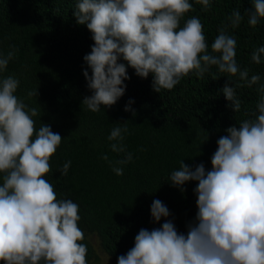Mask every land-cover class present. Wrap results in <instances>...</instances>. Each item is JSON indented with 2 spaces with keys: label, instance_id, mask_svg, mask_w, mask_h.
Listing matches in <instances>:
<instances>
[{
  "label": "clouds",
  "instance_id": "1",
  "mask_svg": "<svg viewBox=\"0 0 264 264\" xmlns=\"http://www.w3.org/2000/svg\"><path fill=\"white\" fill-rule=\"evenodd\" d=\"M207 11L210 0H196ZM189 0H77L73 15L92 33L94 45L84 61L91 69L83 72L93 91L83 104L92 112L101 105L112 106L124 95L129 79L123 58L137 76H153L155 92L171 90L181 78L195 70L198 77L210 67L220 73L237 76L248 87L259 85L254 119H246L225 131L217 141L211 158L212 168L203 163L192 170L180 162L170 175L173 186L197 181L195 220L187 225V234L178 233L172 220L159 228L141 229L134 247L117 258V264H264V84L261 76L241 70L236 61L237 40L228 28L240 25L243 16L233 10L228 23L218 28L211 44L205 39L200 19L193 16L180 26L185 13L192 10ZM248 24L255 27L264 18V0H252L246 12ZM18 49L11 46L0 55V72L6 70ZM264 46L254 48L251 61L261 63ZM15 76L0 79V261L4 264H87V245L78 222L79 205L72 199L59 198L54 185L45 179L51 172L50 158L62 137L48 124L35 127L32 117L39 114L29 108L16 93ZM239 112L241 100L235 86L226 83L221 90ZM37 89L28 96H37ZM133 101L125 106L130 108ZM133 114L134 111H133ZM127 127H114L108 136L113 152L124 153L119 165L132 160L123 145ZM107 160V155L102 157ZM111 163V162H110ZM71 161L59 170L66 176ZM112 171L123 175L122 167ZM154 222L170 216L168 208L154 200L150 208Z\"/></svg>",
  "mask_w": 264,
  "mask_h": 264
},
{
  "label": "trees",
  "instance_id": "2",
  "mask_svg": "<svg viewBox=\"0 0 264 264\" xmlns=\"http://www.w3.org/2000/svg\"><path fill=\"white\" fill-rule=\"evenodd\" d=\"M76 3L0 0V55L6 56L13 45L18 49L6 70L0 72V79L15 76L20 83L14 94L39 111L32 117L36 129L48 124L62 137L45 179L54 185L58 199H72L79 205L78 224L85 234L80 243L87 245V264H96L89 235L98 237L104 253L117 264V258L134 247L142 228L151 231L169 219L178 233L187 234V225L198 211L194 192L198 182H185L182 191L172 185L170 175L181 161L192 170L201 163L206 171L211 170V158L218 139L227 135L225 130L255 118L259 85L248 87L239 75L228 76L212 66L203 76L193 70L173 89L158 93L153 90L151 73L147 78L137 76L121 57L118 63L126 65L129 77L124 81V95L114 105H101L100 111L92 112L82 103L93 94L83 75L85 70L89 76L92 72L83 58L91 52L94 40L86 25L78 24L73 15ZM189 3L193 8L184 14L180 26L198 17L209 51L218 28L228 23L233 10L241 12L240 25L228 28L237 40L235 58L241 70L249 69V78L259 74L264 84V56L260 64L251 61L253 49L264 46V18L255 27L247 22L252 0H210L207 11L196 0ZM226 83L235 86L241 100L239 112L228 106L231 102L221 91ZM34 89L38 95L29 97ZM129 101H133L132 111H125ZM125 126L122 143L133 158L119 165L115 162L123 159L124 153L111 150L110 145L117 141H109L108 136L114 127ZM105 155L107 160L102 158ZM67 161L71 165L63 176L59 170ZM113 167H122L123 175H116ZM157 199L170 212L158 223L150 212Z\"/></svg>",
  "mask_w": 264,
  "mask_h": 264
},
{
  "label": "rangeland",
  "instance_id": "3",
  "mask_svg": "<svg viewBox=\"0 0 264 264\" xmlns=\"http://www.w3.org/2000/svg\"><path fill=\"white\" fill-rule=\"evenodd\" d=\"M95 252L94 262L96 264H113L112 259L107 256L101 248L100 241L96 235L88 236Z\"/></svg>",
  "mask_w": 264,
  "mask_h": 264
}]
</instances>
